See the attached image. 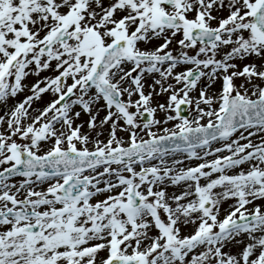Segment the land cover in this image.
<instances>
[{"label": "snow or ice", "instance_id": "6c2138e0", "mask_svg": "<svg viewBox=\"0 0 264 264\" xmlns=\"http://www.w3.org/2000/svg\"><path fill=\"white\" fill-rule=\"evenodd\" d=\"M0 264H264V0H0Z\"/></svg>", "mask_w": 264, "mask_h": 264}]
</instances>
